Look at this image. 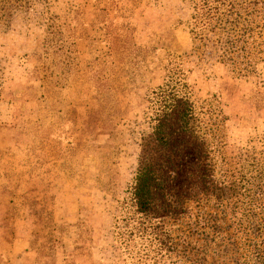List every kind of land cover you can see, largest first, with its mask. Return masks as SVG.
Masks as SVG:
<instances>
[{
	"label": "rangeland",
	"instance_id": "rangeland-1",
	"mask_svg": "<svg viewBox=\"0 0 264 264\" xmlns=\"http://www.w3.org/2000/svg\"><path fill=\"white\" fill-rule=\"evenodd\" d=\"M192 11L189 0H47L0 22V264H131L114 220L145 151L147 97L176 76L212 152L204 188L194 194L192 168L170 193L193 214H225L242 256L264 255V228L243 229L245 214L264 217L255 201L216 206L236 195L238 159L264 162V63L219 62L217 35L190 32Z\"/></svg>",
	"mask_w": 264,
	"mask_h": 264
},
{
	"label": "trees",
	"instance_id": "trees-1",
	"mask_svg": "<svg viewBox=\"0 0 264 264\" xmlns=\"http://www.w3.org/2000/svg\"><path fill=\"white\" fill-rule=\"evenodd\" d=\"M189 1L194 22L190 32L195 39L205 30L217 35L219 62L237 73L264 63V0ZM43 2L47 0H0V22L9 25L15 15ZM169 80L147 95L151 115L149 134L143 138L145 151L114 220V238L125 254L120 259H131V264H145L148 258L172 264H264V255L255 245L244 256L235 249L236 240L229 233L234 222L228 223L225 214L222 218L193 214L187 199L170 193L176 174L190 175L192 168L198 169L194 194L204 188L207 169L206 163L203 168L200 164L212 151L203 132L193 125L197 107L185 80L181 76ZM236 163L243 174L238 180L228 176L229 190L236 195L226 202L217 199V209L235 210L237 198L244 197L255 201V209L264 213L263 160L247 154ZM245 215L248 224L243 229L262 233L264 217ZM212 242L217 245L211 246Z\"/></svg>",
	"mask_w": 264,
	"mask_h": 264
}]
</instances>
